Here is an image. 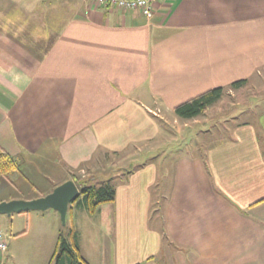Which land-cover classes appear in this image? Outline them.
Returning <instances> with one entry per match:
<instances>
[{
    "label": "crops",
    "instance_id": "obj_1",
    "mask_svg": "<svg viewBox=\"0 0 264 264\" xmlns=\"http://www.w3.org/2000/svg\"><path fill=\"white\" fill-rule=\"evenodd\" d=\"M242 80L234 91L251 93L214 123L223 96L190 120L172 112ZM259 91L264 0H158L151 19L88 0H0V154L42 178L40 196L96 183L107 156L141 159L106 173L113 203L94 215L69 205L88 264H264Z\"/></svg>",
    "mask_w": 264,
    "mask_h": 264
},
{
    "label": "rangeland",
    "instance_id": "obj_2",
    "mask_svg": "<svg viewBox=\"0 0 264 264\" xmlns=\"http://www.w3.org/2000/svg\"><path fill=\"white\" fill-rule=\"evenodd\" d=\"M259 92L264 93V91ZM250 93L251 91L244 89L240 90L239 92L234 91L231 94L226 92L223 94V99L221 102L214 105L213 108L207 112V120H212L211 123H214L219 118V116H223L224 113H227V109H229L228 104L231 101L236 98L245 100ZM170 124L171 123L168 124V128L165 130V133L169 139L167 140V146H174L176 144L170 143V138L175 139L177 134L174 135L175 137H171L174 130H172L173 128H170ZM203 124H205L204 118H199V122L195 124L196 126H192L191 130H201ZM179 143L180 142H178V144ZM151 147H154V145L147 147L146 151H149ZM135 157L137 156H135L133 152L129 151L124 155H110L107 156V159L104 158L102 163L96 165L97 169L100 170H98L99 173H97L98 176L100 175V177L96 179V186L107 184L105 183V180L108 178L106 173L110 172V175H112L115 171L119 172L128 169L127 167L129 163L137 164V162H139L141 159L136 158V160ZM146 157L143 155L142 160L144 158L149 159L151 156L149 154ZM23 173L26 175L27 172L22 168V166L18 167V165L15 169L8 170V172L2 173V171H0V198L8 200L9 198H31L34 196L43 197L46 195H37L39 193L38 189H40V187H36V185L43 183V180L40 178V176L34 177L33 173L31 174L32 178L26 176L28 178L26 180L22 175ZM88 177L89 176L86 175L84 178H78L81 181H85L89 179ZM52 213V210H47L44 212L30 211L20 214H11L10 216L0 215V229H2L4 240L7 241V250L5 254L1 256V259L3 260L1 261L0 259V262L3 264L4 262L7 264H46L53 250L52 246L54 245L56 232L60 231L61 234L66 235L71 228L68 218L65 221V225H62L59 217L58 220L55 219L54 224ZM81 219V215L78 214L76 221ZM76 225L78 228L79 225L77 222Z\"/></svg>",
    "mask_w": 264,
    "mask_h": 264
},
{
    "label": "trees",
    "instance_id": "obj_3",
    "mask_svg": "<svg viewBox=\"0 0 264 264\" xmlns=\"http://www.w3.org/2000/svg\"><path fill=\"white\" fill-rule=\"evenodd\" d=\"M246 83L245 80L234 82L230 85L233 90L239 89ZM224 93V89L217 88L208 90L185 103L176 106L172 112L182 119L190 120L203 114L205 109L219 101ZM13 160L6 154H0V171L8 172L15 169ZM91 181V180H89ZM89 181H77L76 185L80 192L78 199L72 203L82 206L89 215H94L98 208L105 204H111L115 199V188L107 183L102 186H96V183ZM51 264H88L80 255L77 238L74 230L70 228L67 235L60 234L56 248L51 256Z\"/></svg>",
    "mask_w": 264,
    "mask_h": 264
},
{
    "label": "water",
    "instance_id": "obj_4",
    "mask_svg": "<svg viewBox=\"0 0 264 264\" xmlns=\"http://www.w3.org/2000/svg\"><path fill=\"white\" fill-rule=\"evenodd\" d=\"M79 194L80 192L75 183L73 181H66L43 197L0 202V215L10 216L11 214L30 211L44 212L52 210L58 214L62 225H65L68 207L78 199Z\"/></svg>",
    "mask_w": 264,
    "mask_h": 264
},
{
    "label": "built area",
    "instance_id": "obj_5",
    "mask_svg": "<svg viewBox=\"0 0 264 264\" xmlns=\"http://www.w3.org/2000/svg\"><path fill=\"white\" fill-rule=\"evenodd\" d=\"M91 4L103 7H111L122 11H137L146 19H151L154 7L158 0H88ZM7 241L4 240L0 229V257L7 250Z\"/></svg>",
    "mask_w": 264,
    "mask_h": 264
}]
</instances>
